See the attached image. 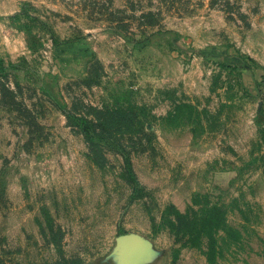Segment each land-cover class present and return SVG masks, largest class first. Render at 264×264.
<instances>
[{
  "label": "rangeland",
  "instance_id": "obj_1",
  "mask_svg": "<svg viewBox=\"0 0 264 264\" xmlns=\"http://www.w3.org/2000/svg\"><path fill=\"white\" fill-rule=\"evenodd\" d=\"M0 264H264V0H0Z\"/></svg>",
  "mask_w": 264,
  "mask_h": 264
},
{
  "label": "trees",
  "instance_id": "obj_2",
  "mask_svg": "<svg viewBox=\"0 0 264 264\" xmlns=\"http://www.w3.org/2000/svg\"><path fill=\"white\" fill-rule=\"evenodd\" d=\"M100 112V111H99ZM101 113V112H100ZM103 115H98L96 120H90L84 124H93L94 133L100 138L110 137L112 131L122 130L123 128L135 127L136 114L134 113V106L132 105H119L115 108H110L104 112ZM86 136L89 138L88 134Z\"/></svg>",
  "mask_w": 264,
  "mask_h": 264
}]
</instances>
